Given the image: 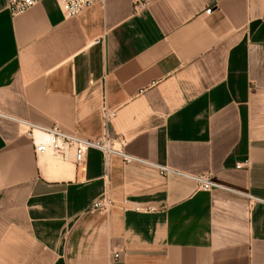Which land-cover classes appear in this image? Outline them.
Masks as SVG:
<instances>
[{
  "label": "crops",
  "instance_id": "crops-1",
  "mask_svg": "<svg viewBox=\"0 0 264 264\" xmlns=\"http://www.w3.org/2000/svg\"><path fill=\"white\" fill-rule=\"evenodd\" d=\"M132 1L0 0V264H264V0ZM102 104L127 153L172 171L49 163L11 119L96 139Z\"/></svg>",
  "mask_w": 264,
  "mask_h": 264
},
{
  "label": "built area",
  "instance_id": "built-area-1",
  "mask_svg": "<svg viewBox=\"0 0 264 264\" xmlns=\"http://www.w3.org/2000/svg\"><path fill=\"white\" fill-rule=\"evenodd\" d=\"M41 0H6L7 10L12 16L21 14L40 2ZM104 0H57L62 14L65 18H71L79 14L83 8L93 4L103 2ZM133 9L138 11L144 7V0H133ZM209 12V9L206 10ZM100 119L102 134L99 138L90 139L83 138L76 134H71L63 131L58 125L42 126L33 123L29 120L13 118L21 133L29 138L33 145V150L36 156L49 155L58 161L66 160L69 155L76 164H82L85 154L88 150L94 149L99 151L104 159L110 156L120 158L122 163L128 164L132 162L141 163L152 166L158 170L161 175H165L172 170L164 165L154 164L148 160H144L125 151V142L120 136H110L108 134V124L114 116V109L107 108L104 104L100 106ZM199 190L209 191L212 188H224L223 186L212 181L209 174L189 175ZM125 204V200H122ZM113 200L104 195L103 197L93 200L88 208V212L96 211L106 213L112 206ZM133 210H139L138 207H133ZM117 253H113V257H117Z\"/></svg>",
  "mask_w": 264,
  "mask_h": 264
},
{
  "label": "rangeland",
  "instance_id": "rangeland-1",
  "mask_svg": "<svg viewBox=\"0 0 264 264\" xmlns=\"http://www.w3.org/2000/svg\"><path fill=\"white\" fill-rule=\"evenodd\" d=\"M46 157L48 158V162L49 163H56V164L59 163V161H57L55 158H53V157H51L49 155H47Z\"/></svg>",
  "mask_w": 264,
  "mask_h": 264
}]
</instances>
